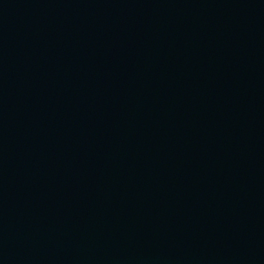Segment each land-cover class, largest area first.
<instances>
[{
    "label": "water",
    "instance_id": "1",
    "mask_svg": "<svg viewBox=\"0 0 264 264\" xmlns=\"http://www.w3.org/2000/svg\"><path fill=\"white\" fill-rule=\"evenodd\" d=\"M0 264H264V0H0Z\"/></svg>",
    "mask_w": 264,
    "mask_h": 264
}]
</instances>
